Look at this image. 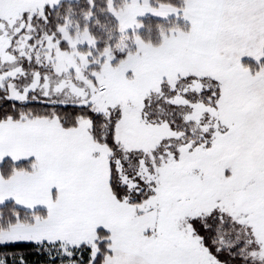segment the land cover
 Instances as JSON below:
<instances>
[{"label": "snow or ice", "instance_id": "1", "mask_svg": "<svg viewBox=\"0 0 264 264\" xmlns=\"http://www.w3.org/2000/svg\"><path fill=\"white\" fill-rule=\"evenodd\" d=\"M0 264H264V0H0Z\"/></svg>", "mask_w": 264, "mask_h": 264}]
</instances>
